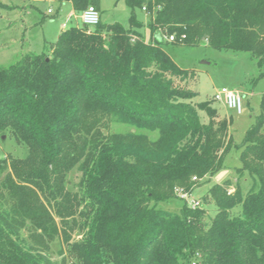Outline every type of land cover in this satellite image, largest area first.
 <instances>
[{
    "label": "trees",
    "instance_id": "obj_1",
    "mask_svg": "<svg viewBox=\"0 0 264 264\" xmlns=\"http://www.w3.org/2000/svg\"><path fill=\"white\" fill-rule=\"evenodd\" d=\"M64 1L99 11V0ZM124 2L127 26H67L41 53L0 67V134L27 149L0 159V264H264V96L236 146L250 189L209 187V221L203 203L160 207L181 202L176 189L193 193L234 145L229 120L195 101L193 74L164 47L248 53L264 77V0Z\"/></svg>",
    "mask_w": 264,
    "mask_h": 264
},
{
    "label": "rangeland",
    "instance_id": "obj_2",
    "mask_svg": "<svg viewBox=\"0 0 264 264\" xmlns=\"http://www.w3.org/2000/svg\"><path fill=\"white\" fill-rule=\"evenodd\" d=\"M51 10V14L47 11ZM100 22L102 24L120 23L127 26L129 9L124 0H99ZM79 14L74 13L69 2L62 0H20L2 3L0 7V67H7L16 62L25 52L39 54L55 39L61 23L67 26H79ZM137 17L146 23L148 16L138 12ZM146 42L152 43V35L146 28L141 30ZM151 35V40H150ZM45 45V46H44ZM44 46V47H43ZM172 60L181 69L192 73L187 88L197 95L196 102L212 100V105L218 110L221 117H226L230 124L228 127L233 147L223 160L222 167L210 177H205L193 193L192 198H198L201 204L202 197L209 187L221 184L226 180L232 182L229 192L238 182L243 193L247 192L251 183L247 175L238 178L236 170L240 168V145L249 128L255 123L260 113V106L264 96V77H260L261 70L256 66L255 60L248 53L233 52L229 50H215L205 42L197 46H170L164 47ZM226 88L238 91L242 95V113L224 107L223 103L213 100L216 90ZM201 121L206 122L205 116L200 113ZM122 125H110V131L125 132ZM261 132L264 133V124ZM27 149L24 145L17 144L8 133L0 134V159L9 155L13 158H24ZM80 174L72 170L67 176V188L75 191ZM181 201V200H180ZM185 202L175 200L171 204H162L160 207L171 213H179V207ZM186 204V203H185ZM206 212V221L214 214L215 208L209 203L202 204ZM239 208H235L236 213ZM59 241L53 244L56 253ZM56 258V254L53 256ZM57 259V258H56Z\"/></svg>",
    "mask_w": 264,
    "mask_h": 264
},
{
    "label": "built area",
    "instance_id": "obj_3",
    "mask_svg": "<svg viewBox=\"0 0 264 264\" xmlns=\"http://www.w3.org/2000/svg\"><path fill=\"white\" fill-rule=\"evenodd\" d=\"M47 12L50 14L51 10H48ZM78 19L80 20V24L82 26L94 27L100 22V14H99V11L94 6H88L86 9H84L79 14ZM62 28L63 29L66 28V25L63 24ZM153 40L154 38L152 39V43H153ZM164 40H166L167 42H173L174 37L167 36V37H164ZM212 98L215 101H219L223 103L224 107L235 111L237 114L242 113V109H243L242 108V95L240 92L228 90L226 88H221L220 90H216L214 92ZM193 180H196V178L194 177ZM175 193L178 196V198L182 202H185L186 205L190 209L199 208L201 206L200 200L198 198H192L191 194L183 192L180 189H176ZM192 264H195V263H192Z\"/></svg>",
    "mask_w": 264,
    "mask_h": 264
},
{
    "label": "crops",
    "instance_id": "obj_4",
    "mask_svg": "<svg viewBox=\"0 0 264 264\" xmlns=\"http://www.w3.org/2000/svg\"><path fill=\"white\" fill-rule=\"evenodd\" d=\"M62 1H64V0H62ZM64 2H69V3H70V5H71V7H72V4H71V2H70V1H64ZM72 10H73V7H72ZM73 11H74V10H73ZM51 13H52V12H51ZM51 13H50V14H51ZM74 13H75V12H74ZM99 14H100V10H99ZM63 24H65V25H66V27H67V24H66V23H61V24H60L59 31H58V33H57V35H56L55 39H53V40H56V38H57L58 34H59V33H60L62 30H63V28H62V25H63ZM80 25H81V24H79V26H80ZM75 26H77V25H75ZM150 40H151V35H150ZM53 42H54V41H53ZM53 42H52V43H53ZM50 44H51V43H50ZM44 46H45V45H44ZM44 46H43V47H44ZM25 53H26V52H25Z\"/></svg>",
    "mask_w": 264,
    "mask_h": 264
}]
</instances>
